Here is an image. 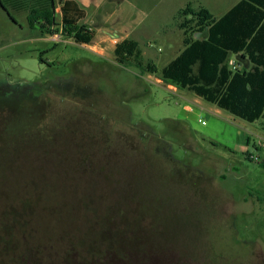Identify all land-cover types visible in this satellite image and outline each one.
<instances>
[{"label": "rangeland", "instance_id": "1", "mask_svg": "<svg viewBox=\"0 0 264 264\" xmlns=\"http://www.w3.org/2000/svg\"><path fill=\"white\" fill-rule=\"evenodd\" d=\"M239 1L106 4L90 45L0 6V264H264V118L159 79L182 8ZM125 39L159 75L115 61Z\"/></svg>", "mask_w": 264, "mask_h": 264}, {"label": "trees", "instance_id": "2", "mask_svg": "<svg viewBox=\"0 0 264 264\" xmlns=\"http://www.w3.org/2000/svg\"><path fill=\"white\" fill-rule=\"evenodd\" d=\"M70 4L66 2L62 7L64 15L59 23L55 0H0V6L15 23L18 24L14 14L26 13L29 27H38L41 37L61 34L77 44L90 45L96 33L66 16ZM175 20L183 31L184 49L162 70L159 79L169 86L191 91L246 122L264 118V50L260 46L264 42L259 41L264 32V0H242L220 18L205 7L188 5ZM232 55L238 56L240 62L236 61L235 67L230 65ZM114 56L119 65L135 66L141 75H159L154 63L144 65L139 44L134 40L118 43ZM245 57L253 64L251 69L241 63ZM38 95L24 98L26 102H36ZM6 212H2L4 218ZM103 259L95 264L103 263Z\"/></svg>", "mask_w": 264, "mask_h": 264}, {"label": "crops", "instance_id": "3", "mask_svg": "<svg viewBox=\"0 0 264 264\" xmlns=\"http://www.w3.org/2000/svg\"><path fill=\"white\" fill-rule=\"evenodd\" d=\"M55 1H57V0H55ZM59 1H60L59 4L56 3V8H55L56 11L55 12H56L57 17H58V15L60 16V20L63 19V15H64L62 12V7L65 6L66 2H70L71 4L66 9V16L69 19L78 20L79 23H81V24H86L85 22H87L88 21L87 19L90 18L92 15L99 17V15L96 13L95 9H100L104 5L106 6V4H108L111 8H113L114 6L115 7H121L128 0H59ZM159 1L162 2L164 0H159ZM241 1H239V2H241ZM237 4L233 5L227 12H229ZM93 10L95 11V14H89V13H92ZM226 13H224L223 15H225ZM223 15H221L220 17H222ZM220 17H218V18H220ZM118 36L119 35H110L108 37L118 38ZM259 41L264 42V32H262L261 36L259 37ZM260 46H262V48L264 50V44H261ZM240 55H243V54L240 53ZM237 58H238V56H236V55L231 56V60H230L231 66L235 67V65L237 64L236 61L239 62V60ZM241 63L245 64L247 69H251L253 67V64L251 63V61L249 60L248 57H245V59H242ZM170 87H173V86H170Z\"/></svg>", "mask_w": 264, "mask_h": 264}, {"label": "flooded vegetation", "instance_id": "4", "mask_svg": "<svg viewBox=\"0 0 264 264\" xmlns=\"http://www.w3.org/2000/svg\"><path fill=\"white\" fill-rule=\"evenodd\" d=\"M38 87V86H37ZM1 89V91H2V93L3 94H5L6 92H8V90H9V88H8V86H5V85H3V88H0ZM31 89H33V88H30V89H28V93H31L33 90H31ZM40 90V89H39ZM43 88L41 89V91L39 92H37V93H39V95H38V97L41 95V93H43ZM45 91V90H44ZM27 95V93L26 92H23V96L25 97ZM41 97V96H40Z\"/></svg>", "mask_w": 264, "mask_h": 264}]
</instances>
